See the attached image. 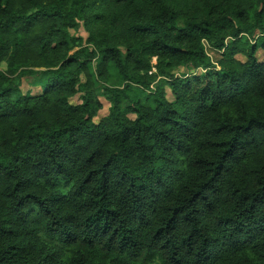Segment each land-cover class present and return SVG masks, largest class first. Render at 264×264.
<instances>
[{
	"label": "trees",
	"instance_id": "1",
	"mask_svg": "<svg viewBox=\"0 0 264 264\" xmlns=\"http://www.w3.org/2000/svg\"><path fill=\"white\" fill-rule=\"evenodd\" d=\"M4 63L0 264H264V0H0Z\"/></svg>",
	"mask_w": 264,
	"mask_h": 264
},
{
	"label": "rangeland",
	"instance_id": "2",
	"mask_svg": "<svg viewBox=\"0 0 264 264\" xmlns=\"http://www.w3.org/2000/svg\"><path fill=\"white\" fill-rule=\"evenodd\" d=\"M207 0H176V4L181 7H184L185 4L186 5H190L191 7L193 6H198L201 5L203 2H205ZM76 27L74 29H72L70 31V39L72 40H80L82 42V46H84L85 40L88 37V32L86 31V28L83 24V21L81 20H76ZM182 24V19H180L178 21V25ZM76 43H72L69 42V47L68 49H65L68 51V54H72L73 52L79 50V48L75 47ZM211 55V59L214 58L213 54ZM208 58V61L210 62V56L206 55ZM258 58H261V52L259 51L257 53ZM240 60H244L241 56L237 57ZM150 66H151V73L158 75L159 78H157V80L151 84V91H153L159 80H165V78L163 76L160 75V71L161 72H167L168 74L172 75L173 77L179 78V77H186L189 73L188 70H183V69H176V68H167V67H161V65L159 64V61L157 60V58L153 57L150 59ZM163 69V71H162ZM6 70V64H1L0 65V73H4ZM43 71V69L41 70H32L30 72H28V74H26L24 77H22V79L20 80V90L22 92H31V94H38L42 87H43V80L42 77L40 76V73ZM106 87H111V88H120L119 85L115 82V81H111ZM164 90L166 91L167 94V99L168 100H172V97L170 95L169 90L165 87ZM97 94H102L103 93V85H98L97 87ZM100 103L102 104V107L100 109V111L98 112V116L96 117V119H94V122H98L101 118L106 117L108 115V108L109 105L106 102V100L103 97H99L98 98ZM69 103L72 105H76L80 103V95L75 96L74 98L69 99ZM132 118V117H130Z\"/></svg>",
	"mask_w": 264,
	"mask_h": 264
},
{
	"label": "built area",
	"instance_id": "3",
	"mask_svg": "<svg viewBox=\"0 0 264 264\" xmlns=\"http://www.w3.org/2000/svg\"><path fill=\"white\" fill-rule=\"evenodd\" d=\"M202 46H203V49H204V52L206 55L210 56V62L212 65L216 66L215 63L213 62V58L211 59V55L210 54H213L210 46L208 45V43L206 41H202ZM216 69H218L217 67H215ZM208 69H203V68H199L197 69L196 71H194L192 74L196 75V74H203L207 71ZM189 74L186 76L188 77Z\"/></svg>",
	"mask_w": 264,
	"mask_h": 264
}]
</instances>
